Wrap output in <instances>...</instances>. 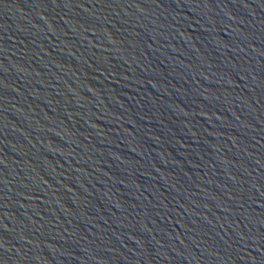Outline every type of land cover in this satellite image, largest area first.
<instances>
[{
  "label": "water",
  "instance_id": "obj_1",
  "mask_svg": "<svg viewBox=\"0 0 264 264\" xmlns=\"http://www.w3.org/2000/svg\"><path fill=\"white\" fill-rule=\"evenodd\" d=\"M0 264H264V0H0Z\"/></svg>",
  "mask_w": 264,
  "mask_h": 264
}]
</instances>
